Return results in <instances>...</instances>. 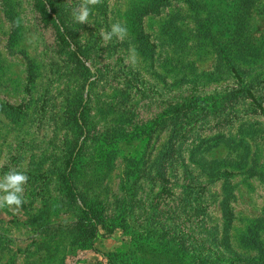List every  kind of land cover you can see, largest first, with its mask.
<instances>
[{
    "label": "rangeland",
    "instance_id": "374dc122",
    "mask_svg": "<svg viewBox=\"0 0 264 264\" xmlns=\"http://www.w3.org/2000/svg\"><path fill=\"white\" fill-rule=\"evenodd\" d=\"M80 3L54 0L65 43L36 0H0V178L29 177L0 209V264H264V116L246 97L264 107V0H101L89 24ZM117 21L127 36L105 40Z\"/></svg>",
    "mask_w": 264,
    "mask_h": 264
},
{
    "label": "trees",
    "instance_id": "16d2710c",
    "mask_svg": "<svg viewBox=\"0 0 264 264\" xmlns=\"http://www.w3.org/2000/svg\"><path fill=\"white\" fill-rule=\"evenodd\" d=\"M53 3L54 0H36V8L41 14V16L55 27L59 38L63 42L67 43L66 35L58 22L59 16L55 11ZM75 56L78 57V53H75ZM248 90L249 89L246 90V97L249 98L256 105L261 115L264 116L263 105L260 103V101L257 100L256 96ZM79 149V147H76L73 151L70 152V155L66 160L65 172L62 174V181L64 183L65 191L71 196L76 195L75 187L71 178V170L73 169V163ZM99 209L100 208L94 205L85 207L81 217L78 220L79 238L83 241L88 242L91 247H93V241L98 235L99 226L103 227L104 225L103 220L101 218L102 212Z\"/></svg>",
    "mask_w": 264,
    "mask_h": 264
},
{
    "label": "clouds",
    "instance_id": "9594fccd",
    "mask_svg": "<svg viewBox=\"0 0 264 264\" xmlns=\"http://www.w3.org/2000/svg\"><path fill=\"white\" fill-rule=\"evenodd\" d=\"M101 3V0H81L78 9L73 10L72 18L80 24H89V16L91 14V7ZM128 33L126 25L119 21L110 26V31L103 33L105 40H111L115 36L119 40H123ZM134 51V49H130ZM133 64H135V57H132ZM29 177L25 171L11 169L0 178V209L5 206L10 210L16 212L26 201L24 199V185L27 183Z\"/></svg>",
    "mask_w": 264,
    "mask_h": 264
}]
</instances>
